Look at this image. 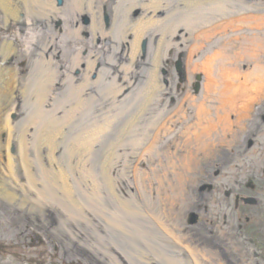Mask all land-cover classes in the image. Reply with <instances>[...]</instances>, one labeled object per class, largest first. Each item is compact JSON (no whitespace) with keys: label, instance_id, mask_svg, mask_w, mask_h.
Here are the masks:
<instances>
[{"label":"rangeland","instance_id":"rangeland-1","mask_svg":"<svg viewBox=\"0 0 264 264\" xmlns=\"http://www.w3.org/2000/svg\"><path fill=\"white\" fill-rule=\"evenodd\" d=\"M51 1L59 10L58 18L40 19L30 24L28 28L36 33L34 41L28 45L32 51H21L27 48L23 41L25 36L18 38L14 44L19 52L5 66L14 67L18 76L25 77L35 69L32 61L49 42L53 61L58 62L61 84L68 74L79 81L85 63L82 61L74 68L73 59L78 56L85 60L89 53L86 42L91 33L89 30L80 32L78 36L82 41H78L72 31L78 26L87 29L92 15L78 12L73 0ZM236 7L246 6L238 4ZM93 10L102 22V29H107L112 21L111 6L95 1ZM19 18H24L23 12ZM9 32L0 19V41L10 38ZM93 44L101 46V38L95 39ZM150 44L147 38L139 44L138 60L132 66L135 73L131 78L132 86L122 88L115 103L105 104L103 108L101 100L90 103V117L97 118L108 111V107L112 111L99 145L82 158L83 166H75L77 161H69L66 154L47 151L41 155L30 154L42 197L38 198V205L29 210L0 196V235L16 246L21 244L24 224L31 230H39L45 240L49 239L46 263L61 260L58 253L66 257L78 255L92 264H112L111 258L124 260V264H264V73L233 77L204 71L199 68L204 60L196 56L193 63L188 60L193 44L177 42L171 49L162 46L161 53L166 59L160 61L157 69L161 87L155 88L150 104L143 103L140 94L148 92L144 87L151 68ZM177 60H180L179 70ZM100 65L104 66L103 62H98L95 68L99 69ZM126 65L127 61L118 60L110 71L118 68L121 73ZM90 78L96 79V72H92ZM61 84L56 85L59 96L68 90L67 85ZM161 88L166 91L161 92ZM105 90L104 86L93 85L87 92L100 98ZM206 96L208 100L215 98L214 108L201 105ZM136 112L141 115L137 119L139 128L134 131L139 130L138 144L147 143L150 123L160 124L164 116H169L171 145L162 153L120 151L116 156H109L110 167L103 170L97 163L100 151H96L97 148L109 143ZM7 117L17 118L11 111ZM82 120L78 119L76 128ZM183 126H186L185 131ZM241 141L245 143L243 147L238 148L235 155L230 154L235 143ZM15 151L12 147L6 149L11 155ZM61 173L84 218L67 216L74 206L59 188L63 184ZM23 174L22 169L16 167L14 174L6 176L8 188L13 181L23 185ZM43 174L48 177H41ZM250 184L252 187H247ZM113 191L124 203L115 202ZM235 193L253 198L254 203L241 202L234 208ZM29 196L33 199V194ZM190 210L199 215L195 226L186 225ZM158 229L171 230L165 235H169L189 259H175L174 263L170 262V257L163 256L168 247H158L159 238L154 237ZM154 255L158 256L157 260Z\"/></svg>","mask_w":264,"mask_h":264},{"label":"bare ground","instance_id":"bare-ground-1","mask_svg":"<svg viewBox=\"0 0 264 264\" xmlns=\"http://www.w3.org/2000/svg\"><path fill=\"white\" fill-rule=\"evenodd\" d=\"M95 1L111 6L112 21L105 30L93 10ZM238 4L246 7L237 9ZM73 5L78 12L92 15L87 29L78 26L72 31L78 41H82L78 36L80 32L90 31L91 37L86 42L89 53L85 60L78 56L73 59L74 68L82 61V64L85 63L79 81H74L68 74L61 84L56 66L58 62L55 64L53 61L49 42L32 61L33 65L35 62V69L25 77L18 76L14 67L5 66L19 52L14 44L18 38L25 36L23 41L27 48L21 51H32L28 45L32 44L36 33L28 26L40 19L56 20L59 10L51 0H0V19L6 30L10 31V38L0 41V196L20 208L30 210L38 205V198L42 197L36 184L38 176L34 172L35 162H30V154L34 152L35 155H41L43 151L66 154L69 161H77L75 166H83L82 158L99 145L112 109L108 107V111L97 118L90 117V103L101 100L103 108L105 104L118 100L122 88L132 86L131 78L135 74L132 66L138 60V46L143 39L147 38L151 43V68L144 87L148 92L140 94L143 103L150 104L155 88L161 87L157 69L160 61L166 59L161 53L162 46L171 49L177 42L193 44L188 60L193 63L195 56L198 60H204L199 66L204 71L233 77L264 73V0H73ZM20 12L24 13L23 19L19 18ZM97 38H101V46L94 47L93 42ZM118 60H125L128 65L122 68L121 73L118 68L111 72L110 68L115 67ZM98 62H103L104 66L100 65L96 69ZM92 72H96L94 80L89 79ZM58 84L68 86L65 95L59 96ZM93 85L106 88L100 98L87 92ZM164 90L161 88V92ZM214 102V97L208 100L206 96L202 98L201 105L214 108ZM8 111L15 113L17 118L9 119ZM140 116L138 112L130 115L117 135L103 148H97L96 151L100 150L97 163L103 170L110 167L109 156H116L120 151L146 154L162 153L169 148L172 127L168 122L169 116H164L160 124L150 123L145 145L138 144L136 134L139 130L134 133L139 128L137 119ZM79 118L84 120L76 128ZM185 129L186 126H183L182 130ZM11 147L16 150L15 154L6 152ZM16 167L22 169L25 183L22 185L13 181L8 188L6 176L14 174ZM70 167L73 165L70 164ZM41 177L46 179L48 175L43 174ZM59 177L63 183L59 187L63 196L74 206L73 213L67 212V216L84 218L85 214L81 215L82 209L78 208L76 199L72 198L69 186L65 183L64 173ZM109 184L112 185L111 182ZM31 194L33 199L29 196ZM111 195L117 204L124 203L117 192L113 191ZM164 254L170 257V262L175 263L174 257Z\"/></svg>","mask_w":264,"mask_h":264},{"label":"flooded vegetation","instance_id":"flooded-vegetation-1","mask_svg":"<svg viewBox=\"0 0 264 264\" xmlns=\"http://www.w3.org/2000/svg\"><path fill=\"white\" fill-rule=\"evenodd\" d=\"M230 150V154L237 153L238 148L243 147L245 144L244 142L235 143ZM208 166H210L208 164ZM262 173L264 174V168L262 169ZM247 187L251 188L252 184ZM245 198H251V197H243L238 193L234 194V208H238V204L242 202V204L245 205H251L254 203L253 198H251V201L249 203L244 202ZM194 211V210H193ZM196 217L194 219V222L192 224L188 223V213L186 215V225L188 226H195L198 223L199 215L196 211ZM23 230L21 231V244L20 245H12L11 242H7V238H2L0 235V264H92L91 261L85 260L83 257H78V255H73L72 257H66L64 255H56L61 259L57 262L52 261H45L46 257V246L49 244V239L45 240L41 235L42 232L39 230H31L29 229L28 224H24ZM158 231V234H154V237H158V247L161 248H167V253L171 257H174L176 260L184 261L188 258V254L186 255V252L177 247L173 244V240L170 239L169 235H165V232L171 231L169 229H158L155 230V232ZM184 231V230H183ZM186 231V230H185ZM186 242L185 240H181ZM156 242V240H155ZM49 251V250H48ZM108 262H106L107 264ZM100 264V263H97ZM119 264H124V262H120Z\"/></svg>","mask_w":264,"mask_h":264},{"label":"water","instance_id":"water-1","mask_svg":"<svg viewBox=\"0 0 264 264\" xmlns=\"http://www.w3.org/2000/svg\"><path fill=\"white\" fill-rule=\"evenodd\" d=\"M57 1L60 2V0H57ZM176 69H178V70L180 69V60H177L176 61ZM245 201H248V200H245ZM193 221H194V214L191 212L190 213V220H189V222L191 223Z\"/></svg>","mask_w":264,"mask_h":264}]
</instances>
